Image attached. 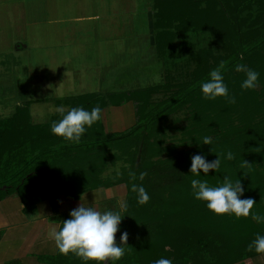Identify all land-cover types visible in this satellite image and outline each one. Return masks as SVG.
<instances>
[{
	"label": "trees",
	"instance_id": "16d2710c",
	"mask_svg": "<svg viewBox=\"0 0 264 264\" xmlns=\"http://www.w3.org/2000/svg\"><path fill=\"white\" fill-rule=\"evenodd\" d=\"M151 10L154 52L169 78L160 85L63 100L68 109L89 110L132 102L134 125L106 133L100 120L73 144L51 133L52 122L62 118L59 111L46 123L34 124L32 101L22 102L10 116L0 118V202L16 195L24 213L33 215L38 203L47 201L56 214L63 193L78 199L122 184L129 207L121 213L116 243L122 232L128 239L117 264H153L161 257L173 264H236L264 256L247 250L257 233L264 235V224L251 217L214 215L191 195L189 172L193 155L212 161L232 151L235 159L221 157L219 173H201L200 178L211 186L221 184L224 176L241 179V199L253 198L252 211L264 214V0H152ZM239 64L260 73L255 90L241 89L245 73L236 71ZM220 65L234 104L222 97L202 98L200 84ZM174 70L183 78L172 79ZM183 108L191 110L189 124L182 128L190 144L177 150L166 146L161 125ZM204 136H211L213 143L202 144ZM119 161V172L105 175ZM142 172L147 173L143 180ZM133 183L143 184L148 203H137ZM67 218L57 214L59 225ZM39 259L42 264H82L58 250Z\"/></svg>",
	"mask_w": 264,
	"mask_h": 264
},
{
	"label": "crops",
	"instance_id": "0c3cea01",
	"mask_svg": "<svg viewBox=\"0 0 264 264\" xmlns=\"http://www.w3.org/2000/svg\"><path fill=\"white\" fill-rule=\"evenodd\" d=\"M107 1L109 0H0V96L4 91L6 97L20 96L19 91H21L20 87L24 86L25 72H29L28 77L30 74L33 76L31 81L34 82L32 86L34 91L42 77L64 72L62 68H56V64L68 71L66 67L73 61L69 74L86 75V72L81 71L86 58L83 49L97 50L96 58L100 59L97 64L107 70L113 67L115 54L116 57L121 56V49L125 44L131 42L137 44L136 41L141 34L150 40L151 44L152 0H115L114 8H111V3L106 5ZM75 6H80V11L73 16L68 11H72V7ZM99 6L107 8L106 11H98ZM109 9H113V12L111 13ZM102 19V25H96V22ZM141 20H143V29L138 33L135 23ZM90 35L94 42L89 41ZM102 41H106L104 48L107 49V55L99 53L98 42ZM27 49H47L48 61H42L40 53H34L32 67L29 66L24 70L22 66L24 62L20 60L24 58V51ZM115 69L119 74L116 73L115 77L113 72L112 79L116 82L122 80L121 84L125 88L120 86L119 89L131 90L134 86L132 83L135 81L133 71L126 75L120 67ZM35 74H39L38 79H34ZM3 76L6 83L1 81ZM93 80L98 82L102 78L95 77ZM119 89L115 90L112 87L107 92L119 91ZM10 90L14 93L10 94ZM35 95L37 98L41 96L37 92L29 96L33 98ZM35 100L29 101L33 104ZM11 101L15 103V100ZM18 105L20 103L13 107L14 110ZM8 107L9 103L6 99L0 101V113L7 112ZM102 112L101 122L106 133L122 132L135 123V105L132 102L117 107H106ZM113 189L114 187L97 189L101 190L103 198L96 201H94V192L97 190L86 192L81 196L84 195L86 202L98 209L100 204L109 199V191L112 192ZM80 197L72 199L64 193L59 195L60 206L56 214L47 201H41L33 215L24 213L22 202L16 195H10L2 200L0 202V264L11 261H19L22 264H42L40 257L55 255L56 243L47 235L49 226L59 225L57 214L66 215L78 207L81 203ZM248 261L251 264H264V256L248 259Z\"/></svg>",
	"mask_w": 264,
	"mask_h": 264
},
{
	"label": "clouds",
	"instance_id": "9594fccd",
	"mask_svg": "<svg viewBox=\"0 0 264 264\" xmlns=\"http://www.w3.org/2000/svg\"><path fill=\"white\" fill-rule=\"evenodd\" d=\"M222 67L223 65H220L211 70L208 73L209 78L200 84L202 98L212 101L222 97L228 103L234 104L236 97L229 92ZM236 71L245 73V78L240 84L242 90L256 89L260 77L258 71L247 68L243 64L237 65ZM58 111L62 114V118L52 122L51 133L69 143L79 144L86 132L102 119L103 110L96 105L90 110L83 106H76L66 112L63 107ZM201 143L211 145L213 138L204 136ZM221 157L228 161L235 159L230 150L216 155V159L212 161L207 160L202 154L191 157L189 169L193 177L190 181L191 195L195 200L205 203L206 208L214 215L229 214L236 219L251 217L257 224H264V214L252 211L256 205L254 199L251 197L241 199L244 193L241 179L224 176L221 184L211 186L206 179L200 178L201 173L205 176H209L210 171L219 173L222 164ZM247 165L249 164L244 162V166ZM244 174L247 175L245 172ZM146 175V172H142L139 178L143 180ZM130 176L134 177L135 173H130ZM131 190L137 194L139 205L149 202L150 195L143 184L133 183ZM102 198L101 190L94 192V201ZM80 201L79 206L70 211L69 218L63 220L61 225L49 226L47 235L55 241L60 254H73L82 261V264H105L106 261L108 264H117L126 252L128 233H121L119 244L116 243L115 234L124 217L121 213L127 212L129 207L127 199L118 200V210L104 212L99 211L93 204L89 205L84 195L80 197ZM247 250L264 254V235L257 233L255 239L247 245ZM153 264H173V261L161 257Z\"/></svg>",
	"mask_w": 264,
	"mask_h": 264
},
{
	"label": "rangeland",
	"instance_id": "374dc122",
	"mask_svg": "<svg viewBox=\"0 0 264 264\" xmlns=\"http://www.w3.org/2000/svg\"><path fill=\"white\" fill-rule=\"evenodd\" d=\"M114 2L115 0H109L105 2L107 5L111 3V8H114ZM80 9V6L72 7L71 12L73 16L77 14ZM107 8H103L102 6L98 7V11L105 12ZM110 12H113V9H109ZM150 14V10L148 11ZM111 17V16H110ZM137 17V16H136ZM102 20H99L96 22V25H102ZM72 24V23H71ZM137 32L140 33L143 29V20L141 22H136ZM94 25V24H93ZM78 35V34H76ZM82 35V34H81ZM91 40L89 41H95L92 40V36L90 35ZM139 39L136 41L137 44H133V42L129 44H125L124 47H122L121 56L116 57V54L114 56L113 60V67L108 68L107 70H104L103 67L100 66V64H97L98 57L96 58L97 50L94 49H83L85 50L86 58H84L85 65H82L81 71L86 72L87 74L84 75L82 73H70V69L73 67V61L70 62V65L66 68L69 70H65V68L58 67L59 64H56V68H62L64 72L55 74L54 76L47 75L44 78L39 80V83L36 84V88L32 89V86L34 84L31 79L33 76L30 74L28 77L29 72H25L24 74V86L20 87L21 91H19L20 96H8L6 97V92L4 91L3 95L0 96V101L6 99L7 103H9L8 111L4 113H0V118H4L7 116H10L13 113L14 106L17 104H21L22 102L29 101V100H35L33 104L30 105V113H31V120L34 124H43L49 121L55 112L58 111L61 107H63L64 110H67L66 104L63 100L75 97L82 94H88V93H100L104 94L106 93L110 88L119 89L121 88L125 89L124 86H122L120 82H116V80L112 79V73L115 72L114 76L116 77L119 74L118 70L115 68L120 67L124 73L130 74L133 71V75L135 76L134 86H132L131 90L134 89V87L138 88H145L148 86L153 85H160L164 83L168 78L169 74L162 68L161 63L158 61V58L154 52L153 47V40L150 44V40H148L146 37H144L143 34L138 37ZM153 39V36H152ZM111 41V40H110ZM124 41V40H123ZM122 41V42H123ZM106 41L98 42L100 45L99 53H105L107 49L104 48V43ZM134 46V48H132ZM130 47L131 49H127ZM34 53H40V57L42 61H48L49 58V52L47 49H27L24 51V58L20 60V62H24L22 65L24 67V70L27 69L29 66L32 67L33 63V57ZM107 55V54H106ZM52 56V55H51ZM108 60V59H107ZM77 62V61H76ZM94 63V64H93ZM102 64V63H101ZM43 67V66H42ZM80 67V68H81ZM48 68V67H47ZM31 69V68H30ZM29 69V70H30ZM49 69V68H48ZM103 69V70H101ZM115 69L114 71H112ZM89 73H88V72ZM95 71V72H93ZM49 73V71L47 70ZM123 73V72H122ZM39 74L34 75V79H38ZM171 78L173 79H182L183 75L178 72V70H174L171 72ZM122 76V75H121ZM28 77V78H27ZM97 77V79L102 78V80L96 82L92 81L93 78ZM8 79V76H7ZM29 79V80H28ZM91 79V80H90ZM5 77L3 76L2 80L6 83ZM23 82V81H22ZM120 83V84H119ZM125 83V82H124ZM22 84V83H21ZM11 87V86H10ZM39 89V90H37ZM120 90V89H119ZM17 94H19L17 91H15ZM40 93V97L37 98L31 97L32 93ZM12 90H10V94H13ZM25 94V95H24ZM24 95V96H22ZM15 97V98H14ZM161 96L156 97L154 100H160ZM10 100V101H9ZM15 100V103L13 101ZM38 101H41L38 103ZM12 102V103H11ZM103 114V112H102ZM191 114L190 108H183L179 111H177L175 114L171 115L168 120L163 123L162 128L166 134L165 142L166 146L169 145H175L177 146V150H182L186 146H189L190 143L185 142L184 134L182 131V128L186 127L189 124V116ZM103 116V115H102ZM102 120V119H101ZM185 143V145H184ZM185 146V147H184ZM121 163L120 161L117 162L115 165L111 166L110 169L106 172L105 175H111L113 171L119 172V167ZM113 188V187H112ZM110 192L109 199L102 204L99 205L98 210L101 212L107 211V210H118V200L121 198L126 197V188L124 185H117L114 187L113 191ZM70 213V212H68ZM68 218H69V214ZM254 263V262H253ZM236 264H251L248 260L241 261Z\"/></svg>",
	"mask_w": 264,
	"mask_h": 264
}]
</instances>
